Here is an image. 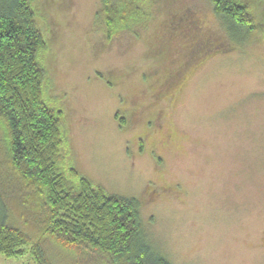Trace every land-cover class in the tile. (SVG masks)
Returning <instances> with one entry per match:
<instances>
[{"label":"rangeland","instance_id":"rangeland-1","mask_svg":"<svg viewBox=\"0 0 264 264\" xmlns=\"http://www.w3.org/2000/svg\"><path fill=\"white\" fill-rule=\"evenodd\" d=\"M31 2L77 173L136 200L170 264H264V0H244L249 37L211 0H126L141 22L110 34L101 0ZM24 251L0 264H36Z\"/></svg>","mask_w":264,"mask_h":264},{"label":"trees","instance_id":"trees-1","mask_svg":"<svg viewBox=\"0 0 264 264\" xmlns=\"http://www.w3.org/2000/svg\"><path fill=\"white\" fill-rule=\"evenodd\" d=\"M31 1L0 3V253L29 247L36 264H87L93 254L107 264H170L144 239L138 202L109 196L68 158L62 111L44 97L46 41ZM211 1L230 31L257 29L244 0ZM125 2L101 0L109 34L141 22Z\"/></svg>","mask_w":264,"mask_h":264},{"label":"flooded vegetation","instance_id":"flooded-vegetation-1","mask_svg":"<svg viewBox=\"0 0 264 264\" xmlns=\"http://www.w3.org/2000/svg\"><path fill=\"white\" fill-rule=\"evenodd\" d=\"M179 75V72H175V71H173V70H171L170 72H169V78L171 79V78H174L175 76H178ZM171 89H169L168 88V90L167 91H170ZM174 91H175V89H174ZM164 90H158L157 91V93H154V97L156 98V97H160V96H162V95H164ZM135 112H137V114H138V106L137 107H135Z\"/></svg>","mask_w":264,"mask_h":264}]
</instances>
